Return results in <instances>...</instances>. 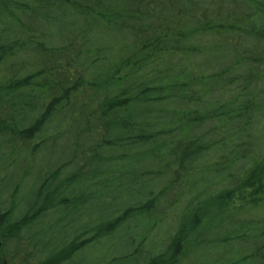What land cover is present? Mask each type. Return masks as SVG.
<instances>
[{"label":"trees","instance_id":"1","mask_svg":"<svg viewBox=\"0 0 264 264\" xmlns=\"http://www.w3.org/2000/svg\"><path fill=\"white\" fill-rule=\"evenodd\" d=\"M0 241L264 264V0H0Z\"/></svg>","mask_w":264,"mask_h":264},{"label":"rangeland","instance_id":"2","mask_svg":"<svg viewBox=\"0 0 264 264\" xmlns=\"http://www.w3.org/2000/svg\"><path fill=\"white\" fill-rule=\"evenodd\" d=\"M43 228V227H42ZM41 228V229H42ZM38 229H39V226H37L36 227V229H35V231H38ZM26 236V235H25ZM48 236H49V234H47L45 237H44V241H47V238H48ZM25 239H26V244L28 245V248H29V251L30 252H34V253H38V255H40L39 254V248H36L37 250H35L34 248H32L31 246V243L27 240V238L26 237H24ZM36 239H38V238H36ZM11 246L12 245H14V244H10ZM11 246H10V248H11ZM23 246L25 247V242H23ZM7 250V249H6ZM37 251V252H36ZM5 253V246H4V244H2V242L0 241V257L2 256V254H4ZM12 255L11 254H8L7 255V257L6 258H4V261H6V260H8L7 261V264H23V262H22V257H24V255L22 256L21 254L20 255H17L16 257H15V261H11V259H12V257H11ZM1 259H2V257H1Z\"/></svg>","mask_w":264,"mask_h":264}]
</instances>
